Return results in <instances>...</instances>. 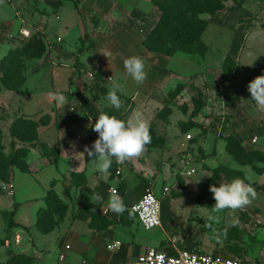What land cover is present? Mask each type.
Here are the masks:
<instances>
[{
	"label": "rangeland",
	"instance_id": "1",
	"mask_svg": "<svg viewBox=\"0 0 264 264\" xmlns=\"http://www.w3.org/2000/svg\"><path fill=\"white\" fill-rule=\"evenodd\" d=\"M155 1L138 0V3H134L142 13L141 17L144 18L146 14L150 18L148 26H151L159 15ZM230 1L239 5L245 0ZM249 1H252L253 7L256 4L251 19H246V16H239L237 19L239 23L252 22L251 25L240 31L243 36H246L242 43L241 54L243 57L239 59L238 67L233 66L232 63L226 64V70L230 71L231 76L225 78L223 84L233 88L251 76L262 74V70H264V1ZM129 2V0H117V5ZM249 10L252 12L250 7ZM126 15L120 6H117L116 10L103 20L94 13L82 11L77 15L73 11L69 20L70 25L74 26L70 37V45L76 49L74 52L77 53L80 46L84 47L89 42L93 43L90 35H94L96 30L111 37L120 33L125 27L128 28L131 22H124V25L118 24V22L122 23L124 19H129ZM0 16L4 19L9 16V19L4 23H12L9 32L11 37L9 41L12 46L0 49V79L6 70L3 68V63L8 51L23 49L31 36L43 39L45 44L43 54L38 58L28 54L21 55L14 61L11 71L18 69L22 71L23 78L27 79L41 69L55 67L52 66V61L46 53L49 44L46 45L44 36L60 37L62 48L69 43L57 33L58 25H53L52 28L54 17H52L47 4L41 3L40 0H0ZM226 16L234 17L231 10ZM141 17L137 20L138 24L136 23L139 36L142 35V30L145 27L141 22ZM1 23H3L2 20H0V25ZM99 26L100 29H98ZM35 28H40V31H35ZM227 28L230 29V27ZM222 34L226 35V33ZM83 36L84 39H82ZM205 39L208 44L212 45V48L217 46L222 48L226 45L223 43L224 39L215 37L212 41L210 37ZM57 40L60 39L57 38ZM75 54L72 61L74 64L76 63L74 65L76 74L70 81L71 89L74 92L72 94L68 91L65 93L69 102L77 101L78 105L70 104L57 115L54 104L46 94L50 90H47V85L44 83L46 85L42 92L44 100H42V110L37 112L38 118L35 117L36 112L32 113L31 117L25 119L23 126L18 127V135L14 138L11 135V125L18 120L16 117H12V114L15 113L16 108H21V105L16 102V99L13 102L8 99L3 102L0 99L2 105L9 102V106L5 105V114L8 119L0 120L2 128L0 129V167L6 168L8 172L6 183L0 187V264H33L36 258L24 254L26 250H24L23 243L25 241L30 243L31 240L29 231L27 227L23 226V222L27 224L31 219L34 224L33 229L42 234L60 231L59 223L64 222L66 216H68L67 221L71 225L79 200L84 198L86 192L82 187L86 184L93 187L105 175L93 170V164L86 153L84 156L80 154L83 153L85 145L91 147L92 142L97 138V133L92 131V126L100 111L115 115L125 121L133 113L140 112L150 123L151 143L146 146L143 154L123 165L113 160L107 176L110 179L115 176L119 177L120 183L115 185L118 192L124 187L122 185L124 175L131 176L135 181L143 183L144 189L140 193V197L147 190L154 192L159 197L164 187L169 188L167 199L164 198L161 203L162 220L168 222L164 225L163 231L159 233L160 230L154 228L151 235L140 230L133 218H128L129 213L119 224L122 228H132L138 243L146 245L145 247L149 249L169 254L180 250H192L208 255L235 258L246 264H264V162H254L250 165L255 170H252L253 175H262L261 178L254 175L257 181L250 183L257 193L252 203L242 209H224L216 212L214 210L215 201L209 191V186H219L220 183L230 182L233 178L239 177L238 173L229 169L231 164H239V153L236 155L229 152V149L238 151L237 146L227 139L233 138L231 136L215 135L206 138L207 131L200 125L199 118L197 119V114L203 106L202 99L196 102L197 105H200L197 106V111H194L192 99L198 95L192 97L190 92H184L187 76L189 77L190 73L201 69L194 67V65L198 66L195 59L181 55L168 59L167 64L170 65V68L186 77L177 79L180 80L179 82L176 81V77H172L173 80L166 83L150 82L155 90L148 91L151 94L148 99L145 92L138 91L140 84H137L132 78L119 76L118 73L107 74L101 71L102 65L117 67L118 59L114 55L103 56L98 61L93 57L85 59L83 55H79L80 53H77L79 57ZM150 60H144L146 72L149 69ZM98 64L102 65L98 66ZM58 65L61 68V64ZM233 69L234 72H232ZM237 70L239 71L236 75ZM61 71V69L58 70L56 76L59 75L62 80L64 72L61 73ZM234 74L235 76H233ZM108 77L118 79L121 84L118 95L123 106L119 110L105 100L110 87ZM145 80L148 81L147 78ZM34 83L35 80L31 81L27 89ZM33 94H38V92L29 90L25 92L24 96L30 98ZM135 94H138L139 98L136 100L138 103L133 101L132 96ZM151 98L153 100L147 101ZM37 102L40 103V100L38 99ZM66 130L73 131L77 142L75 145L78 148L75 152L76 156H66L64 163L68 164L70 161H74L77 162V166L62 173L59 170L60 132ZM33 134L35 135L34 141L23 139L29 138ZM255 136L258 137L257 134H253V138ZM238 144L246 152L253 151L244 149L240 141ZM16 146L28 147H19L24 151H17L19 149H16ZM261 152L264 154L263 151ZM255 166H259V168ZM189 170H193L194 173L188 176L186 172ZM215 174L218 177L214 184ZM112 188L114 187L112 186ZM112 188H109V193ZM49 192H53L57 201L62 204L64 212L61 215L54 213V206H49L50 202L45 201L46 198L52 196ZM134 193L135 189L132 191V194ZM124 200H130L129 194L125 195ZM170 215H172V219L169 220ZM52 224L54 226L51 231L45 233L44 230ZM89 226L95 230H103L107 229L110 223L101 214ZM79 227L81 226L77 225L75 228ZM62 233L64 236L66 231ZM142 233H146V238H138ZM16 235L20 236V245L15 244L14 237ZM151 236L154 237V243L148 241L151 240ZM97 247L99 255L103 257L110 253L105 246L98 245ZM133 254L134 252L128 249L130 264L134 262ZM67 256V261L71 264L82 257L81 254H75L74 248Z\"/></svg>",
	"mask_w": 264,
	"mask_h": 264
},
{
	"label": "crops",
	"instance_id": "2",
	"mask_svg": "<svg viewBox=\"0 0 264 264\" xmlns=\"http://www.w3.org/2000/svg\"><path fill=\"white\" fill-rule=\"evenodd\" d=\"M40 1L43 4H47L52 17H54V19H52V28L53 25H58L57 33L64 37L65 41H67L69 44L64 45V48H62L63 44L60 37L44 36L46 45L47 43L49 44L46 53L48 58L52 61L53 65H51L55 67L46 70L41 69L37 73L30 75L27 77V79H24L25 81H23L18 88L15 89L16 91L5 89L1 85L0 99L3 102L5 99H8L10 102H13L16 99V102L21 105V108H16V111L12 114V117H16L17 120H25L28 117H31L32 113L36 112L35 117L38 118L37 112L42 110V100H44V97L42 96V92L44 90L43 87L46 85L47 90H50L46 94L49 95V99L54 104L57 115L62 113L65 107L69 106L70 104L78 105L77 101H73L74 103L69 102L67 98L68 96L65 93L67 91L71 94L74 92V90L71 89L70 81L76 74L74 71V65H76V63L74 64V61H72L74 59V54L76 53L74 51H76V49L72 48V45H70V37L72 36V32L74 30V26L70 25V15L73 13V11L77 15L78 13H82V11H84L85 13H94L98 16V18L103 20L105 17H109L110 13L112 11L114 12L117 6H120V9L126 12V16L129 19H124L122 23L118 22V24L124 25L126 22H131L129 27H125L124 30L120 31V33H116L111 37L105 36L96 30L94 35H90V37L93 39V43L89 42L87 46H80L77 53H80L79 55L81 56L83 55L85 59L93 57L98 61L103 56L108 55L111 57L114 55L116 59H118L116 63L117 67H104V65L98 64V66L102 65V68H100L101 71L107 74L112 72V74L118 73L119 76H128L129 78L131 77L127 74L123 64L125 58L135 55L141 57L143 60H150L151 58L149 57H152L153 59L150 60L151 62L149 69L146 72L148 81H143V83L140 84V88H138V91L141 90L145 92L148 99L151 95L148 93V91L155 90L150 82L159 84L161 82L166 83L172 81V77H176V81L179 82L180 80L177 79H183L186 77L184 74L176 73L175 70L171 69L170 65L167 64L168 59H173L177 57V55L193 57L198 64V66L194 65V67H199L201 69L190 73L189 77L187 76L188 80L184 86V92H190L192 97L201 93L203 106L197 114V119L199 118L200 125L207 131L205 135L206 138H210L215 135L221 137L231 136L234 139L240 141L243 144L244 149H247V151L253 150L264 152V110L258 109V106L256 105L255 101L251 99L250 93L247 90L248 83L256 76H251L246 80H243L242 83H239V85L237 84L234 88L232 86L223 84L224 79L231 76V73L226 75L223 74L224 61L226 59H230L232 65L238 67V61L243 57L241 50L242 43L244 42V39H246V36H243L240 31L241 29H245L246 26L251 25L252 22L249 21V23H239L237 19L239 16H246V19H251L252 15L254 14L253 10L256 6L255 4L253 7L252 1L245 0L246 3L244 1L242 4L236 5L232 3V1L227 0L224 3V8L221 11H218L214 15L203 16V18L208 22V25L202 34V42L206 46V52L202 57L197 55L189 56L181 53H176L172 57H164L147 52L142 43L157 23L160 13L153 24L148 26L150 23V18L146 14L144 15V18L141 17V11L134 5L136 2L138 3V0H129V3H122L120 5H117V0H78L77 10L75 9L74 5L68 1ZM249 7L251 8L252 12H250ZM230 10L236 19L234 17L228 18L226 16ZM9 16L6 19L0 16V20L3 22L0 25V49L5 46H12L11 42L9 41V39H11L9 32L11 31L12 23H4V21L9 19ZM139 17H141V22L143 23V26H145L142 30V35L140 36L137 32L138 27H136ZM31 20L33 21V18H31ZM227 27H230V29ZM98 29H100V26ZM35 31H40V28H35ZM222 33H226V35H223ZM84 36L82 39H84ZM206 37H210L211 41L213 37L224 39L225 42L223 43L226 45H224L222 48L218 46L212 48V45L206 42ZM39 38L43 41L41 37ZM57 38L60 40L58 41ZM44 45L45 44L43 41V46ZM21 50L22 49H12L8 51V55L11 52H19ZM77 53L75 55L78 56ZM59 63L61 64V68H59ZM60 69L64 72V76L62 75V80L60 79L61 77H59V75L58 77L56 76L57 71ZM234 71L235 70L233 69L232 72ZM238 71L239 70L236 71V75L238 74ZM262 74H264V70H262ZM233 76H235V74ZM33 80H35V83L30 85L29 89H27L29 83ZM29 90L38 92V94H33L30 96V98L24 96L25 92ZM132 97L133 101L137 102L136 100L139 98L138 94H135ZM61 98L63 99L61 100ZM38 99L40 100V103L37 102ZM151 100H153V98L147 101ZM5 105L9 106V102H6V104L3 105L0 104V120L8 119V116L5 114ZM0 129L2 128L0 127ZM253 134L258 135V137L255 136V143H252ZM60 136L61 158L59 160V170L64 173L77 166V162L74 161H70V163L65 164L64 159L69 155H73L75 157V152L78 146L75 145L77 142L75 141L73 131L66 130L64 132H60ZM72 145H75V147L73 148ZM19 147L27 148L28 146H16V149H22ZM255 167L259 168V166ZM229 169L240 173L241 175L239 177L245 178L246 183L252 184L257 181L256 176L258 175H253L252 170L254 169L250 165L241 166L234 163L230 165ZM260 176L262 175H259L258 177ZM118 178L119 177L115 176L114 178L110 179L108 178L107 174H105L102 179L98 180V182L93 185V187L87 184L86 186H83L82 188H84L86 192L84 193V198L79 200L73 223L70 225L67 221L68 216L64 217V222L61 221L62 223H59L61 227L60 231L58 230L52 231L48 234H42L38 230L33 229L34 224L31 219H29L27 224L23 222V226L27 227L29 231V239L31 240L30 243H27L26 241L23 243V246L25 245L24 250H26L24 254L36 258L33 261V264H71L67 261V255L69 252H72L73 248L75 250V254H81L82 256L79 260L76 259L73 264H130L128 260V249H131L134 252V262L132 263L134 264L137 257L149 249L145 247L146 245H143L140 242L138 243V240H136L137 236L133 235L134 230L132 228H122L119 225L129 213L128 218L130 219V217H132L140 230L151 234L153 229H142L136 222L135 216L130 209L140 198L139 195L144 189L143 183L135 181L131 178V176L124 175L122 178V185L124 187L121 191H119V195L124 199L125 195L129 194L130 200H124L127 210L123 213L122 217L121 215H117L116 213L110 211L108 208V200L111 194L108 190L109 188H112V186L115 187V185L120 183ZM133 189H135L134 194H132ZM95 193H99L103 197L102 202H96L93 199V195ZM167 195L168 194L165 195L161 191V195L158 197L161 203L164 198L167 199ZM101 214L104 215L106 221L110 223V226L103 230L92 229V227L89 226L90 223H93L95 218ZM168 218L169 220L172 219V215H170ZM166 223L168 222H163L162 220L161 206L162 225L158 228L160 230L159 233L163 231V227ZM77 225H80L81 227L76 229L75 227H77ZM63 231H66L64 236L62 233ZM145 234H139L138 238H146ZM18 237L20 242L17 245H20L21 239L20 236ZM153 239L154 237L151 236V240L148 241L152 243ZM115 244V248H107V246H112ZM98 245L101 247L105 246L106 250L110 251V253L105 257L99 255L100 252L98 251ZM66 246H68V249H65ZM60 255L63 256L62 260L59 259Z\"/></svg>",
	"mask_w": 264,
	"mask_h": 264
},
{
	"label": "clouds",
	"instance_id": "3",
	"mask_svg": "<svg viewBox=\"0 0 264 264\" xmlns=\"http://www.w3.org/2000/svg\"><path fill=\"white\" fill-rule=\"evenodd\" d=\"M127 74L137 83L141 84L147 78L145 62L139 56H130L123 61ZM109 90L105 100L115 109L123 106L118 93L121 84L118 79L110 77ZM251 99L255 101L258 109L264 110V74L254 77L247 85ZM63 98H61L62 100ZM92 131L97 133V138L91 147L85 145L82 156L87 157L93 164V170L107 174L112 167L113 160L123 165L125 162L137 158L143 154L145 148L151 143L150 123L140 112H135L127 120L117 118L100 111ZM74 148L75 145H72ZM209 191L215 201L214 210L219 212L224 209H242L251 204L257 193L245 178H233L230 182L220 183L219 186L210 185ZM96 202H102L103 197L99 193L93 195ZM108 208L117 215H122L127 206L119 195L117 188H112L108 200Z\"/></svg>",
	"mask_w": 264,
	"mask_h": 264
},
{
	"label": "trees",
	"instance_id": "4",
	"mask_svg": "<svg viewBox=\"0 0 264 264\" xmlns=\"http://www.w3.org/2000/svg\"><path fill=\"white\" fill-rule=\"evenodd\" d=\"M71 2L75 9L78 6V0H59ZM227 0H156L155 6L157 7L160 16L149 32L142 45L147 52L161 55L164 57H172L176 53H181L189 56H204L206 52V46L202 42V34L204 33L208 22L203 18L204 15H214L218 11L224 8V3ZM39 49V52H38ZM44 52L43 41L37 37H31L24 45L23 49L19 52H11L5 58L3 63V68L6 70L0 79V87L8 90H15L18 88L24 78L22 76V71L13 70L14 61L21 57L23 54H28L31 57L38 58ZM232 63L230 59H226L223 64V74L226 75L230 71L226 70V64ZM201 93L198 94L196 98H193L194 111H197V101H201ZM202 106V103H201ZM20 122V123H19ZM25 120L19 119L15 121L11 126V135L16 138L18 135V127L23 126ZM29 123V122H26ZM20 139V138H19ZM30 141L35 140V135L33 134L29 138H23ZM228 141L232 142L237 146V152L235 149H229L232 154L239 153V164L241 165H251L254 162H264V154L259 151H244L238 141L234 138H227ZM24 151L19 149L17 151ZM238 173V172H234ZM241 174L238 173V176ZM215 178L213 183L218 177L214 175ZM241 178V177H240ZM8 179V172L6 168L0 167V187L6 183ZM51 198H46L47 203L50 202L49 206H54V213L61 215L64 210H62V204L57 201L53 192H49ZM123 215V214H122ZM121 215V216H122ZM123 217V216H122ZM49 219L51 217L49 215ZM54 224L49 226L44 232L51 231Z\"/></svg>",
	"mask_w": 264,
	"mask_h": 264
},
{
	"label": "built area",
	"instance_id": "5",
	"mask_svg": "<svg viewBox=\"0 0 264 264\" xmlns=\"http://www.w3.org/2000/svg\"><path fill=\"white\" fill-rule=\"evenodd\" d=\"M90 76H92L90 74ZM189 137V136H187ZM256 142V137L252 143ZM119 173V172H117ZM193 170L186 172V175L193 174ZM163 194H169V188L162 189ZM135 216L138 225L144 230H151L161 227V202L152 191H146L130 208ZM15 244L20 242L19 237H14ZM118 244V243H116ZM115 245L107 246L108 249L115 248ZM68 249V246L65 247ZM62 260L63 256L60 255ZM134 264H246L238 259L225 257L222 255L203 254L192 250H180L169 254L154 249H147L139 255Z\"/></svg>",
	"mask_w": 264,
	"mask_h": 264
}]
</instances>
